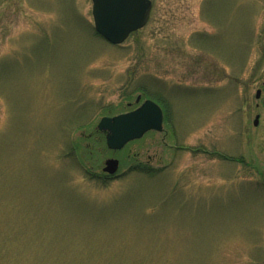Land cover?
<instances>
[{
    "label": "rangeland",
    "instance_id": "rangeland-1",
    "mask_svg": "<svg viewBox=\"0 0 264 264\" xmlns=\"http://www.w3.org/2000/svg\"><path fill=\"white\" fill-rule=\"evenodd\" d=\"M152 1L113 45L92 0H0V264H264V0Z\"/></svg>",
    "mask_w": 264,
    "mask_h": 264
},
{
    "label": "water",
    "instance_id": "water-1",
    "mask_svg": "<svg viewBox=\"0 0 264 264\" xmlns=\"http://www.w3.org/2000/svg\"><path fill=\"white\" fill-rule=\"evenodd\" d=\"M92 14L96 32L113 45H121L129 36L142 29L152 10L151 0H92ZM261 90L257 92L260 98ZM141 97L137 98L139 102ZM264 105V100H263ZM257 117L256 125L258 124ZM164 114L152 100H146L137 109L113 117H103L97 129L106 134L109 150H122L128 143L142 139L150 131H163ZM119 160L105 161L104 172L115 175Z\"/></svg>",
    "mask_w": 264,
    "mask_h": 264
}]
</instances>
